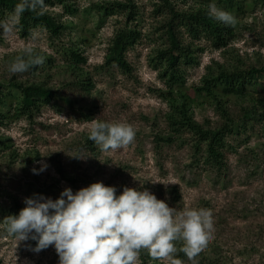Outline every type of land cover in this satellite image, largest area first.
<instances>
[{"label": "rangeland", "instance_id": "rangeland-1", "mask_svg": "<svg viewBox=\"0 0 264 264\" xmlns=\"http://www.w3.org/2000/svg\"><path fill=\"white\" fill-rule=\"evenodd\" d=\"M169 1L177 12L188 13L209 12L215 4L236 19L233 26L217 20L231 32L225 47L181 29L194 61L181 65L178 81L170 80L164 60L158 62L159 52L170 47L172 15L164 0H63L46 8L63 25L58 36L37 27L33 40L23 34L20 20L10 38L0 29V264H59L54 246L35 252L34 233L19 242L3 221L18 216L26 198L55 201L66 188L75 194L95 182L115 187L117 195L124 187L148 190L177 212L210 210L214 239L196 257L198 264H264V80L244 92L204 89L205 80L222 71L264 69V0H236L233 6L226 0ZM131 2L132 19L127 9L111 15L100 9ZM11 14L0 13V22ZM131 30L139 38L123 51L126 71L112 56L118 34ZM29 43L44 64L10 73L9 64ZM15 84L40 85L54 96L25 116L17 110ZM181 109L205 130L243 125L227 139L222 169L211 168L204 153H197L192 132L173 131L170 117L180 116ZM93 119L131 124L134 141L102 152L88 143ZM179 254L183 264H192ZM140 261L162 264L146 250Z\"/></svg>", "mask_w": 264, "mask_h": 264}, {"label": "clouds", "instance_id": "clouds-1", "mask_svg": "<svg viewBox=\"0 0 264 264\" xmlns=\"http://www.w3.org/2000/svg\"><path fill=\"white\" fill-rule=\"evenodd\" d=\"M46 8L45 0H20L8 21L0 22L3 36L13 35L26 10L39 9L38 15H43ZM209 15L228 26L236 23L231 13L215 4L209 5ZM37 36L33 30L31 39ZM44 62V57L36 55L29 43L9 64L8 71L25 73ZM135 135L134 127L126 122L93 119L90 123L89 139L102 152L127 148ZM25 204L18 216L4 219L7 231L19 242L34 233L31 239L37 240V244L33 250L39 252L54 246L59 264H141L142 250L162 264H183L176 258L178 251L192 264H198L196 257L214 239L210 210L186 208L177 212L148 190L124 187L117 195L115 187L95 182L75 194L66 188L55 201L26 198ZM178 242L182 245L179 249Z\"/></svg>", "mask_w": 264, "mask_h": 264}, {"label": "trees", "instance_id": "trees-1", "mask_svg": "<svg viewBox=\"0 0 264 264\" xmlns=\"http://www.w3.org/2000/svg\"><path fill=\"white\" fill-rule=\"evenodd\" d=\"M236 0H226V2L233 6ZM20 0H0V13H13L15 6ZM63 0H45L46 5H54L62 3ZM112 8L111 6L100 7L101 12L105 15H111L116 11L128 10V17L132 19L135 14V5L131 3H118ZM165 9L168 7L172 15V19L168 24L167 37L170 41V47L164 51L159 52L158 62L161 59L166 63V73L169 74L170 80L176 81L182 79L181 65L192 63L194 60L191 57V47L185 46L181 29L194 39H209L214 42L216 47H225L228 45V40L231 37V32L226 26L219 24L217 20L209 15L208 11L198 10L195 13L177 12L169 0H164ZM38 11L26 10L20 17V27L25 36L31 34L33 28L43 27L58 36L63 25L57 22L56 18L50 15L47 11L43 15H38ZM139 38V32L136 30L123 31L118 34L115 39L114 54L112 60L118 63L126 71L130 70V65L123 57V51L129 46L136 43ZM77 61H85L79 54H72ZM261 80H264V69H251L247 72H233L228 73L222 71L217 77L207 78L205 80L204 89L209 93L214 89L223 88L227 92H244L249 86L261 85ZM20 92L19 103L17 110L21 111L23 115L31 116L35 108H38L42 102H49L54 96V91L46 89L40 85L25 86L23 84H15ZM264 89V84L261 85ZM202 90V89H201ZM0 92V103H4ZM21 96V98H20ZM176 112L180 113L176 117H170V124L173 131L178 133L183 130L190 131L194 134L196 142L194 144L198 154L204 153L207 157L208 164L211 168L222 169L225 160V150L228 146V137L231 134L239 133L240 128L243 127L241 123L229 124L227 123L218 129L205 130L202 126L196 124L188 115L186 110L181 109ZM180 117V118H179ZM248 120V118L246 119ZM245 127V126H244ZM93 142L89 139V142ZM180 257L186 258L183 252H180Z\"/></svg>", "mask_w": 264, "mask_h": 264}]
</instances>
